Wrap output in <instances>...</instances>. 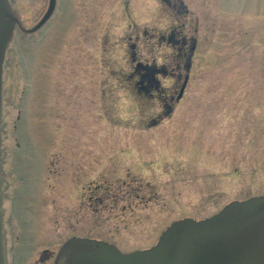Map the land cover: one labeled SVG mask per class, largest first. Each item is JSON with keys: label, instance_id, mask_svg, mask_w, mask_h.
Returning <instances> with one entry per match:
<instances>
[{"label": "rangeland", "instance_id": "374dc122", "mask_svg": "<svg viewBox=\"0 0 264 264\" xmlns=\"http://www.w3.org/2000/svg\"><path fill=\"white\" fill-rule=\"evenodd\" d=\"M7 1L30 29L49 0ZM166 1L55 0L36 32L15 24L2 74L7 264H54L72 236L145 249L174 220L264 194V0ZM171 29L193 40L187 60ZM136 63L188 73L169 114L162 97L182 79L160 75L161 94L146 96L128 78Z\"/></svg>", "mask_w": 264, "mask_h": 264}, {"label": "water", "instance_id": "95a60500", "mask_svg": "<svg viewBox=\"0 0 264 264\" xmlns=\"http://www.w3.org/2000/svg\"><path fill=\"white\" fill-rule=\"evenodd\" d=\"M55 0L30 29L50 17ZM17 22L7 0H0V88L5 47ZM0 189V264H5ZM54 264H264V195L231 201L200 220L171 222L157 242L142 250L120 252L104 241L71 237L59 247Z\"/></svg>", "mask_w": 264, "mask_h": 264}, {"label": "flooded vegetation", "instance_id": "af4514ba", "mask_svg": "<svg viewBox=\"0 0 264 264\" xmlns=\"http://www.w3.org/2000/svg\"><path fill=\"white\" fill-rule=\"evenodd\" d=\"M167 3H169V1H166ZM174 7V6H173ZM178 11V10H177ZM176 36V32L174 31V29H171L170 33L168 35H166L167 40L169 41V43H173L176 46L178 52L180 51H184L183 54H185V58L186 60L189 58V56L191 55V53L193 52V48H194V42L193 40L188 41V45H187V40L185 37H181L180 39L175 38ZM4 63V61H3ZM188 62H186V69L188 70L189 68V64H187ZM177 68H178V63H177ZM133 72L129 73L128 78L134 80V84L136 85V89L140 90L143 92V94H145L146 96L149 97H153L156 94L160 93L162 91V87L160 85L159 79L158 77L161 75L162 77L164 76L165 78L168 77L170 79H175L177 81H180L181 79V83L180 85H174V92L176 94L175 97H173V94H171L168 98L166 97H162V103L160 104V107L162 109V112L164 114H169L170 110H171V102H173L174 100H179L181 98V95L183 94L184 88L186 86L187 80H188V73H184L183 77H181V74L179 72H175V71H171V72H165L163 71L162 68L158 69V68H154L152 66H148L146 64H141V63H136L134 65L133 68ZM177 87V88H176ZM176 88V90H175ZM175 98V99H174ZM1 105H2V101H1ZM1 112H2V106H1ZM1 122V119H0ZM155 121H153L152 123H154ZM3 173L1 171V185H3ZM4 187H2V191H3ZM6 196L2 193V202L3 199H5ZM4 208L2 211V216H3V227H4V239H5V245H7V239H6V229L4 226ZM47 256V252L44 253V257L45 258Z\"/></svg>", "mask_w": 264, "mask_h": 264}]
</instances>
